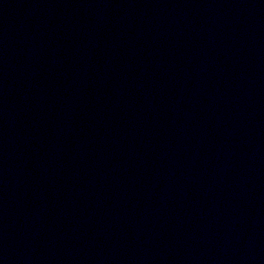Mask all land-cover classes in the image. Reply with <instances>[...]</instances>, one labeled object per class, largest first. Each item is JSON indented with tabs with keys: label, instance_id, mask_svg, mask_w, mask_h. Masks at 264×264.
Returning <instances> with one entry per match:
<instances>
[{
	"label": "water",
	"instance_id": "1",
	"mask_svg": "<svg viewBox=\"0 0 264 264\" xmlns=\"http://www.w3.org/2000/svg\"><path fill=\"white\" fill-rule=\"evenodd\" d=\"M0 264H264V0H0Z\"/></svg>",
	"mask_w": 264,
	"mask_h": 264
}]
</instances>
